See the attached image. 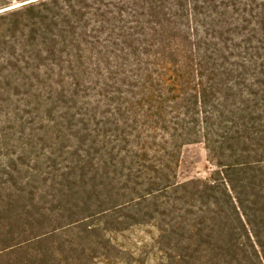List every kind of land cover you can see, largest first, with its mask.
I'll use <instances>...</instances> for the list:
<instances>
[{
  "label": "trees",
  "instance_id": "1",
  "mask_svg": "<svg viewBox=\"0 0 264 264\" xmlns=\"http://www.w3.org/2000/svg\"><path fill=\"white\" fill-rule=\"evenodd\" d=\"M14 1L0 252L51 240L63 255L78 230L110 264L124 246L107 232L149 225L158 264H264V0ZM190 143L215 169L180 182Z\"/></svg>",
  "mask_w": 264,
  "mask_h": 264
},
{
  "label": "rangeland",
  "instance_id": "2",
  "mask_svg": "<svg viewBox=\"0 0 264 264\" xmlns=\"http://www.w3.org/2000/svg\"><path fill=\"white\" fill-rule=\"evenodd\" d=\"M13 3H15V6H19L24 2L16 0ZM214 169V165L210 161L204 143H190L185 145L181 150L180 163L177 169V180L186 182L193 179H206ZM2 233L0 238H9L7 233ZM78 234L79 231L77 230L76 232H69L65 236V239H68L69 242L62 250V252H65L63 255H61V251L59 252L54 248L55 244L51 240H44L13 249H4L3 252H0L2 253L0 254V264H105L103 262L104 258L101 255L102 249L96 247L89 249L87 245L86 250H84V248L78 246ZM16 235L18 236L17 238H21V235ZM107 235H113L117 242L124 246L121 248L123 252L120 254L123 259L112 261L110 264L159 263L157 253L152 246L154 245L153 238L158 235L157 229L153 226L137 225L121 233L113 234L112 232H107ZM25 236L30 237L31 233L26 232ZM3 245L4 243H0V249H3L1 247ZM84 251L86 253L85 255ZM112 251L115 253L114 250ZM88 254H91V258L90 256L88 257ZM94 255L96 259H94ZM83 256L86 258H83ZM78 260H81L82 263L80 261L78 263Z\"/></svg>",
  "mask_w": 264,
  "mask_h": 264
},
{
  "label": "water",
  "instance_id": "3",
  "mask_svg": "<svg viewBox=\"0 0 264 264\" xmlns=\"http://www.w3.org/2000/svg\"><path fill=\"white\" fill-rule=\"evenodd\" d=\"M32 1H34V0H30V1L24 2L23 4L30 3ZM23 4H21V5H23Z\"/></svg>",
  "mask_w": 264,
  "mask_h": 264
}]
</instances>
